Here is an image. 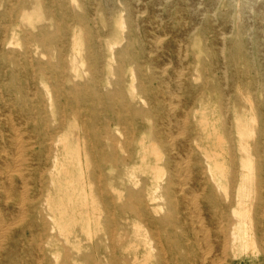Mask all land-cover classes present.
Wrapping results in <instances>:
<instances>
[{"label":"bare ground","instance_id":"bare-ground-1","mask_svg":"<svg viewBox=\"0 0 264 264\" xmlns=\"http://www.w3.org/2000/svg\"><path fill=\"white\" fill-rule=\"evenodd\" d=\"M75 1L72 0L73 3ZM190 1L184 0L182 5L183 20L178 25L181 28V41L170 39L164 42L160 35H146L139 27L140 16L135 6L123 2L125 4L121 10L127 12L125 16L119 13L110 15V22L107 23L110 30L107 33L89 30L84 38L74 33L68 55H64L58 64L50 59L39 62L32 59V54L44 55L39 45L50 48L54 41L62 39L58 32L51 29L56 0H16V3L9 2V5L0 9V48L20 44L23 47L24 64L37 71L42 82L48 70L57 78L55 94H50V90H47L46 97L40 91L34 93L38 101L37 110L46 114L50 112L54 117L53 122L57 120V125H50L48 116L43 117L40 125L33 124V131L39 133L34 142L25 139L12 126L15 133L11 146L17 149L21 159L16 157L14 169L7 170L8 179L3 185L0 183V188L4 189L8 200L9 196H20L23 209L16 208L20 202L15 201L16 211L9 218L10 221L0 216V254L6 250L5 253L10 257L23 242L25 244L28 241L22 239L25 238L22 232L15 231L12 226L22 221L25 224L23 230L28 229L31 234H34L33 229L39 224L40 241L35 246L44 253L42 257L46 262L45 251L59 253L51 249L55 240L48 225L51 229L57 228L67 243L72 242V231L77 224H80L81 231L89 239H93L101 230L103 209L110 219L106 233L114 240L116 213L125 209L133 210L140 239L134 249L133 264H264V114L258 121L259 128L256 127L253 109L251 123L245 122L243 111L238 109L235 102L237 94L232 89L224 91L221 83L214 84L212 90L216 92V97L227 99L221 108L226 119L217 126L216 119L212 117L216 109L211 107V100L204 96L207 86L195 90L186 74V69H197L196 66H255L256 62L247 58L244 48L245 45H261L257 34L264 37V5L251 4L250 0H207L209 7L203 14V20H206L208 30L212 33L210 37L213 38V44L204 46L202 37H207V29L199 28L202 22L198 23L196 12L189 7ZM44 6L47 7L46 11ZM244 11L250 13V21L261 23L260 30H256L255 24L246 20ZM79 19L84 25V17L79 15ZM126 19L129 23L128 40L118 49L115 44L122 38L120 35L127 23ZM19 31L24 33L21 39L17 37ZM163 32L168 33L167 28ZM84 42L88 44L86 50L83 48ZM164 43L174 56L172 61L175 64L177 85L172 93L179 96L177 90L184 92V109L181 115L174 117L156 98L158 89L163 88L166 82L163 79L165 69L160 72V77H156L155 73L150 75L151 86L140 82V92L136 89L132 70L134 65L142 72L144 65L140 58L145 54V57L151 56L150 53L164 47ZM217 44H220L219 47ZM135 46L137 49L133 51ZM85 58L89 59L93 72L91 68L90 79L83 86L76 79L86 71L82 69ZM116 60L119 61L117 67L114 66ZM126 66L131 70V80L127 86L124 82ZM11 74L13 82H16L17 76ZM114 75L116 78L113 80ZM156 79L159 85L153 86ZM72 82L62 93L65 83ZM111 83L116 84L117 89L108 93L97 89L87 93L85 90L89 85L107 86ZM21 90L29 92L26 86L21 87ZM140 93L151 99L148 109L134 105L142 98ZM122 94L131 99L133 107L129 102H123ZM60 97L66 99L65 106H69L74 115L86 108L77 107L74 101L69 100L72 97L75 101L92 98L99 108L112 109L118 122L131 118L132 136L121 142L110 133L100 135L93 122L84 123V135L74 133L76 123L66 117V108L60 106L59 110L54 109L60 103ZM152 101L156 104H152ZM262 104L264 107V102ZM98 106L93 109L94 114L91 111L93 116ZM151 118H155L154 123L149 122ZM193 123L197 127L196 132L191 134ZM87 136L92 140L84 141L83 137ZM179 136L182 138L177 140ZM226 143L229 145L226 146ZM23 151H31L36 161L33 163L34 172L41 183L35 197H31L28 192L31 169L25 167L24 172L17 166L19 161L21 163L23 160L24 165V161L31 159L23 158ZM119 151L125 154L120 155ZM132 160L133 173L129 168L126 169L129 179L133 178L132 201L117 202L122 194L110 175L108 178L111 181L103 183L97 196L89 188L92 183L89 178L91 163L97 167L95 177L103 181L106 169L111 170L117 164L129 165ZM136 164L146 166L150 176L138 189L140 180L135 173ZM10 166L7 160V169ZM180 175L181 182L177 180ZM17 179L24 183L23 188L17 186ZM191 181L194 184H190ZM165 205L167 211L163 212ZM44 210L48 213L45 214ZM17 216H20L19 219ZM4 241L8 243L5 249ZM80 244V240L73 244L78 252L81 250ZM138 246L142 249L139 250ZM71 256L67 254V264L78 260ZM78 258L89 261V264H101L90 255ZM113 259V263L117 264L116 259ZM55 264L60 263L56 261Z\"/></svg>","mask_w":264,"mask_h":264},{"label":"rangeland","instance_id":"rangeland-1","mask_svg":"<svg viewBox=\"0 0 264 264\" xmlns=\"http://www.w3.org/2000/svg\"><path fill=\"white\" fill-rule=\"evenodd\" d=\"M9 2L16 3V0H0V9H3L7 5H9ZM123 2H128L135 6L136 12L138 13L137 15L140 16V18L138 19L139 27L141 31L146 33V35H160L163 37L164 42H167L170 39H177L181 41V28L178 25L179 22H182L183 20L182 16L184 14V6L182 5L184 3V0H76L75 3H73L72 0H56V4H54L55 14L54 19L52 20L53 24L51 26V29L54 32H58L61 35L62 39L59 41H54L50 48H45L44 46L39 45V50L43 51L44 55L38 56L36 54H32V59H34L35 62L46 61L50 59L54 64H58L64 55L65 57L68 55L74 33H77L82 37H87V33L89 30H95V32L99 31L100 34H104L110 30V26L107 24L108 22H110L108 21L110 15L119 13L125 16L127 12L121 10L123 9L125 4ZM249 2L251 4L264 5V0H250ZM189 3H191L189 7H192L196 12L198 23L200 24V22H202L199 28L207 29V37H202V45L205 46V44H213V38L210 37L212 36V33L210 32V30H208L209 28L206 24V20H203V14L205 13L206 8L209 7L208 1L191 0ZM48 4L50 7L52 6V4ZM46 10L47 7L45 8L44 6V11ZM79 15H82V17H84V25L81 23ZM244 16L247 18L246 20H249L250 24H255L254 27L256 30H260L261 23H255L254 20L250 21L252 18L249 12L244 11ZM126 22L127 23H125V27H123V31L120 35V37L122 38H120L118 44H115V47L118 49L119 47H121V45H125L128 40L127 35L129 33V23L127 19ZM164 28H167L168 33L163 32ZM23 35L24 33L19 31L17 37H20L21 39ZM257 35V39L259 40L258 42L261 45H258L256 47H253V45H245L246 47L244 48L247 58L256 62L255 66L252 65L251 67H225L223 65H220L218 67L211 68L196 66L197 69H186V74L189 76L193 86H195V90L198 89L197 87L203 85L207 86L204 90V96L206 97V99L209 98L211 100V107L216 109V112L212 114V117L216 119L217 126H220L222 124V120L224 121L226 119L225 115L221 111V108L227 102V99H218V97H216V92L212 90V86L214 84L221 83L223 89H225L224 91L232 89L233 93L237 94L238 98L235 100V102H237L238 104V109L240 111H243L242 113L245 122L251 123V109L254 110L253 116L255 115L257 119L256 127L259 128L258 121L261 117V114H264V107L262 104L264 102V37L260 33H258ZM218 45L220 44H217L216 46L219 47ZM86 46L88 47V44L85 45L84 42L83 48H85V50ZM22 48L23 47L20 44L7 46L3 49L0 48V183L2 185L8 179L7 175L9 172L7 170L14 169V161H16V157L19 156V154L17 155V149H14V147L11 146V140L14 136L13 133H15V131L12 130L13 127H15V129H18L20 134L23 135L25 139H30L34 142L36 139H38L35 136L39 133L33 131V124L36 123L40 125L39 123L42 121L43 117L48 116L50 125H57V120L53 122L54 117L50 112L46 114L41 113V111L37 110L38 101L37 98H34V93L36 91H40L41 94H43L45 97L47 90H50V94H55L54 86L57 83V78L51 70H48L45 75L46 78L44 79V82H42L40 74L31 67L24 64L25 58L22 55ZM32 48L34 49L35 47L32 46ZM132 49L133 47H131V50ZM136 49L137 48L135 46L133 51H135ZM146 55L147 54L143 55L142 58H140V62L144 65L142 72H139L134 65L132 67L135 76L134 82L136 85V89L140 92V82L142 84L144 83L146 86H151L149 79V77H151L150 75H152V73H155L156 77H160V72L165 69L166 73L164 74L163 79H165L166 82L163 83V88L158 89L159 92L157 91L158 94L156 95V98H158L159 101L161 100V105L163 106V108H165L167 112H171L173 114V117L174 115H181L184 109V92H180L179 90H177L179 96H176L172 93L177 85V77H175L174 75L175 64L172 61V59L174 60L173 54L167 50V47L164 43V47L161 46L160 48L156 49L155 52L150 53L151 56L145 57ZM170 62H172V64H170ZM118 63L119 61H114V66L117 67ZM166 63H168V65H163ZM126 67L124 82L127 86L131 80V70L130 68L127 67V69ZM91 68L92 67L89 59L85 58L82 69L86 71L83 76L76 79V82L82 84L83 86L84 84L88 83L91 71L93 70V68ZM90 69L91 71H89ZM59 70L60 68L58 69V71ZM11 73H14L17 76L16 82H13ZM114 78H116V75L113 76V80ZM9 84H12L11 87H9ZM72 84L73 82L68 84L65 83V88L63 90L61 89V92L64 93V91H66V88ZM152 85H159L158 79L153 81ZM23 86L27 87L26 91H29L28 93L22 92L21 87ZM96 89L101 90L104 93H108L109 91L117 89V85L114 83H111L107 86L89 85V87L86 86L85 90L87 91V93H89ZM140 95L142 96V98H140L138 102H135L134 105L138 108L148 109L150 107L149 103L151 102V99H149L148 95H144L143 93H140ZM121 98L123 99L124 103H126L127 101L131 103L133 107V102H131V99L129 97L122 94ZM247 98H249L250 100H248ZM69 100L74 101L77 107H85L86 109L84 111H79L76 115H74L73 112H71L70 107L67 105L65 106L66 99L64 97L59 98L60 103H58V105L54 109L59 110L60 106L66 108V117L72 119V121L76 123V127L73 128L74 133H82V135H84L85 133L83 134L82 129L84 123L93 122L98 134L100 135L102 134L105 136L104 133L107 132L116 139H119L121 142H123L127 137L132 136L133 129L132 125L130 124L131 118H129L127 121H116L114 117L115 114L112 109L102 108V106L101 108H99L100 106H98L92 98H86L85 100L79 99L75 101L74 97H72L69 98ZM152 104L156 103L152 101ZM97 106L99 109L93 116V109ZM91 111L93 112V114ZM231 114H233V110H231ZM154 119L155 118H151L149 122L154 123ZM191 121L194 122V117L192 116ZM194 124L195 123H193L190 127L191 134H194L196 132L197 126H195ZM176 131L177 130L175 129L174 133H176ZM40 137L43 138V136L41 135ZM83 138L84 141L85 139L87 141L92 140L89 136ZM180 138H182V136H179L176 139L178 140ZM228 145L229 143H226V146ZM119 154L124 155L125 153L119 151ZM24 157H28L31 159H29V161H24V165L23 160H21V163L19 161L17 166L19 165V168H21L22 170L24 169V172L27 167L31 169V174L29 175L31 180L29 181L30 183L28 192L31 197H35L38 194L39 183H41L37 178L39 176L34 172V164L36 161L33 160L34 157L32 156L31 151H23V158ZM19 159H21L20 156ZM7 160L11 163L9 169H7L6 167ZM28 164L29 166H27ZM31 164H33V166H31ZM20 165L22 166L20 167ZM134 166L136 167L135 173L140 180L138 187L136 188L135 186V188L138 189L144 184V180L148 181L150 179L149 170L144 165L136 164ZM127 168H129V170H131L133 173V160L129 165L117 164L111 170L106 169L105 178L103 179V181H101V179L95 177L94 173H98L95 163H91L89 169L92 173L89 178L92 179V183L91 187L89 188H91V190L97 196L99 189L101 188L103 183L105 181L107 182V180L111 181V179L108 178V176L110 175L111 177L113 176L112 180L115 182L122 194L121 199L117 200V202L124 203L125 201H132L133 178L132 180L129 179V176L126 174ZM177 180L179 182L183 181L181 180V175L177 177ZM16 182L18 183L17 186L23 188L24 183H22L20 179H17ZM190 184H194V182L191 181ZM5 195L8 197V195L4 193V189L0 188V216L2 215L3 218L5 217V220L8 221L9 218L13 215L14 211H16L14 209L15 201L20 202V204H18L16 208L20 207L23 209V205L21 201L22 198H20V196H15L14 198L12 196H9L8 200ZM5 198H7V200ZM98 200L100 199L98 198ZM166 211L167 206L165 205V210H163V212ZM44 213L47 214L48 212L44 210ZM19 217L20 216H17V219H19ZM116 219L117 225L115 226L116 235L114 240L110 239V237L106 233L107 228L110 225V219L108 218L105 209H103V216L101 218V230L98 231L97 235H94L93 239H89L85 235V233L81 231L80 224H77L76 226H74L72 231V242L67 243L65 237L59 232L57 228L51 229L48 225V228L49 230H51V233H53L52 235H54L53 238L55 240L54 245L51 246V249L53 251H59V253L54 254L50 250L45 251V255H47L46 262L42 257L44 253L38 250L35 246V243L40 241V237L38 235L39 224L34 227V234H31L32 232L30 230H23L22 226L25 224L22 221H18V223H16L15 225L12 224V226L15 231H18L20 233L22 232V234L24 235L23 237H25L22 239H28V241L26 240L25 244L23 242V244L19 246L16 252L10 255V257H8L7 253H5L6 250L2 251V253L0 254V264H55L56 261H58V263L60 264H67V262H69L67 259L68 253L78 259L71 261V264H89V261L78 258L81 257V255L93 256L95 260H98V263L100 261L101 264H112L114 261L113 258L116 259L117 264H133L134 249L137 243H139L140 241L137 235V225L133 219V210L122 209L118 211V213H116ZM21 222L23 224L20 225ZM39 223H41V221ZM93 224L94 229L95 223ZM20 229H22V231ZM79 240L81 241V250L78 252L77 249L73 247V244H76ZM7 245L8 243L4 241L3 248L5 249ZM114 248H116L115 251ZM138 248L139 250L142 249L141 246H138Z\"/></svg>","mask_w":264,"mask_h":264}]
</instances>
